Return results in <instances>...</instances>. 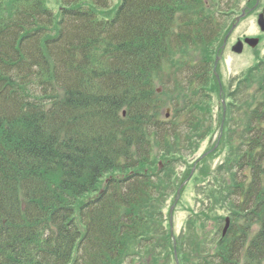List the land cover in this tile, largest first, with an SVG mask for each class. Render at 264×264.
<instances>
[{
  "label": "trees",
  "instance_id": "trees-1",
  "mask_svg": "<svg viewBox=\"0 0 264 264\" xmlns=\"http://www.w3.org/2000/svg\"><path fill=\"white\" fill-rule=\"evenodd\" d=\"M240 1L213 0V11L205 0H52L54 14L47 0H0V264H121L172 247L153 240L174 177L167 161L204 138L220 94L216 49ZM170 69L174 90L159 93ZM246 80L240 107L253 116L237 156L224 139L238 170L229 167L227 200H215L232 210L216 264H264V101L254 111L250 94H264V79ZM167 106L188 116V133L164 120ZM207 211L217 225L214 205Z\"/></svg>",
  "mask_w": 264,
  "mask_h": 264
},
{
  "label": "rangeland",
  "instance_id": "rangeland-1",
  "mask_svg": "<svg viewBox=\"0 0 264 264\" xmlns=\"http://www.w3.org/2000/svg\"><path fill=\"white\" fill-rule=\"evenodd\" d=\"M246 3H247V0H243L241 2V6L244 7V5ZM254 22H255V20H254L253 16L245 19L243 21V23L241 24L240 28L237 31L234 32L233 38L236 39V38H240V37H242L244 35H247V34H256V33H258V32H256V28H255ZM233 41L234 40L232 39V42ZM261 52L264 53V49H262ZM259 57H260L259 53H256L255 56L254 55H250V54H245L243 56L236 57V56H234L232 54L230 49H229V52H227V53L224 52L223 55L220 58V61L222 63V74H223L224 80L229 82V80H231L232 77H234L236 75H240L241 72H243L244 70H246L247 68L252 66L254 59H255V61H254V63H255L256 59H258ZM230 97H231L230 98V103H229L228 100H226L228 105H226L225 109H224L225 110V120H226L225 124L227 125V129L226 130H241L244 127V122L238 124V122H237V114L238 113H243L244 109L241 108L240 106L243 104L244 100L247 99V98L244 97V96H241V97H236V99H234L233 98L234 95H231ZM215 98L216 97H214V99ZM211 100H212V103H213V113L216 114V112L218 111V108H219L220 100H219V102L215 101V100L213 101V98H211ZM257 100L261 101V98H258ZM208 102H210V100ZM229 104H232V105L235 106V108L232 110V112H233L232 115L228 114L229 112H227V110L229 109ZM226 112H227V115H226ZM223 116H224V113H223ZM208 118H209V116H206L205 120H207ZM218 119L219 118H217V120L214 119L215 121H212V119H211V121L213 123H215V128L217 130V133H216V135L213 138L209 137V135L205 134L203 136L204 137L203 141L200 144L198 143L197 148L196 147L192 148V151L190 150L191 153H189L187 155V157L185 159H183V160L174 161V160H177L179 158L168 159V161H167L168 165H169L170 161H171L170 165H172L174 162H177L179 164L176 167L178 175L174 172L173 168L171 167L170 170H173V175H174L172 183L170 185H168L169 187L165 188V186H164L162 188L163 194L165 196H167L166 200H168L170 198L169 202H171V205H174V203L178 200V197H179L180 194L184 195V192L181 189L185 188L190 183V181L186 182L184 187L181 184L180 180L182 178H184V175L186 174L185 172L188 169V165H181L182 162L186 160V161L189 162V164L193 165L195 160L199 156H201L204 153V151H206L209 148L210 145L212 146V145L215 144V142L217 140V137H218V129L220 128ZM242 120H243V116H240L238 118V121L241 122ZM210 133H211V131H210ZM232 137H234L233 133L231 134L230 138L232 139ZM198 147H199V149H198ZM240 147H241V144H240V146H238L236 144V146H235L236 149L234 151L235 156L238 155V150H239ZM197 149H198V151L196 153H198V152L199 153H198L197 156L195 155L196 157L195 156L193 157L194 154L193 155H191V154L195 153V151ZM217 160L218 159H216L215 162ZM204 169H205V167H204ZM235 170H237V169H235ZM193 173H194V171H193ZM241 173H243V172L240 171V175H242ZM201 174H202V179L201 180L207 179V177H209V180L211 179V175L210 174H208L207 176L203 175V173H201ZM224 174H227V173H224ZM164 177H165V175H162V178H164ZM217 181L224 183V186L227 185V183L224 182L222 179H217ZM217 196H215V197H217ZM224 196H226V194ZM194 197H195L194 191L188 189L185 192V195L183 197V201L181 202V200L179 199V201L177 203V209H176L177 212L175 214L178 217L179 221L175 220L176 221V225H174L175 233L179 232L180 229L182 228V225L180 223L185 219V217L187 215L186 210L187 211L190 210V209H194L196 211L199 210L198 206H196V203L194 201ZM237 200H238V195L236 193V195L234 196V201H237ZM217 211L218 210L214 211L212 214H215L217 216V214H216ZM205 223H207V222L205 221ZM212 223H213L212 220H210L207 223V225H208L207 229L211 228L210 226H211ZM171 243H173V242L171 241Z\"/></svg>",
  "mask_w": 264,
  "mask_h": 264
},
{
  "label": "water",
  "instance_id": "water-1",
  "mask_svg": "<svg viewBox=\"0 0 264 264\" xmlns=\"http://www.w3.org/2000/svg\"><path fill=\"white\" fill-rule=\"evenodd\" d=\"M260 25H262L263 26V19H261L260 20ZM251 45H255L256 43L254 42V41H251V42H249ZM235 52H241V45H238V47H236L235 49Z\"/></svg>",
  "mask_w": 264,
  "mask_h": 264
},
{
  "label": "bare ground",
  "instance_id": "bare-ground-1",
  "mask_svg": "<svg viewBox=\"0 0 264 264\" xmlns=\"http://www.w3.org/2000/svg\"><path fill=\"white\" fill-rule=\"evenodd\" d=\"M29 68H33V65H30V66H29ZM164 250L168 251V250H169V248H168V247H166Z\"/></svg>",
  "mask_w": 264,
  "mask_h": 264
}]
</instances>
